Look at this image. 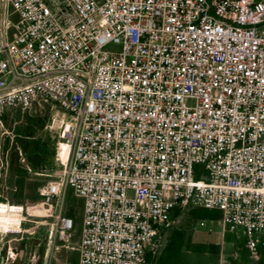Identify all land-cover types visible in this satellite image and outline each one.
Listing matches in <instances>:
<instances>
[{
	"label": "built area",
	"instance_id": "1",
	"mask_svg": "<svg viewBox=\"0 0 264 264\" xmlns=\"http://www.w3.org/2000/svg\"><path fill=\"white\" fill-rule=\"evenodd\" d=\"M40 101L68 113L62 174L39 188L43 264H148L188 206L261 260L264 0H0V116Z\"/></svg>",
	"mask_w": 264,
	"mask_h": 264
},
{
	"label": "rangeland",
	"instance_id": "2",
	"mask_svg": "<svg viewBox=\"0 0 264 264\" xmlns=\"http://www.w3.org/2000/svg\"><path fill=\"white\" fill-rule=\"evenodd\" d=\"M67 118L64 109L48 101L25 109H9L0 116V264H37L40 260L43 264L45 260L52 220L43 215L39 188L48 181L58 180L62 174L63 122ZM26 139L47 144L50 151L35 169L21 151ZM196 169L203 170L199 164ZM197 177L203 178L201 174ZM83 210V200L68 189L64 212L76 222L74 247L81 238ZM219 219L199 220L186 213L174 218L173 228L166 232L181 231L186 245L175 253L164 240L159 253L162 260L155 264H220L222 246L227 264H259L248 254L243 255L242 230L226 232L222 237ZM62 245L59 243L60 248L55 251L57 260L75 261L78 251ZM235 252L239 253L237 258L233 257Z\"/></svg>",
	"mask_w": 264,
	"mask_h": 264
},
{
	"label": "trees",
	"instance_id": "3",
	"mask_svg": "<svg viewBox=\"0 0 264 264\" xmlns=\"http://www.w3.org/2000/svg\"><path fill=\"white\" fill-rule=\"evenodd\" d=\"M21 151L24 154H27L28 160L32 168H37L41 162H43L47 156L49 155L50 151L47 144H42L36 140H28L26 139L22 142ZM183 213H186L190 217L199 220H206V219H219L221 214L217 210H210L205 208H198L193 206H188L185 209L175 208L172 211V217L176 218L181 216ZM66 214V213H65ZM67 215V214H66ZM70 216V215H67ZM72 217V216H70ZM166 232L163 234V240H166V244L170 251L178 253L184 245H186L185 236L181 231L175 230L172 234ZM165 235V237H164ZM244 245V238H242L241 246ZM162 260V253L156 257H149L148 264H155ZM37 264H42L41 260Z\"/></svg>",
	"mask_w": 264,
	"mask_h": 264
},
{
	"label": "crops",
	"instance_id": "4",
	"mask_svg": "<svg viewBox=\"0 0 264 264\" xmlns=\"http://www.w3.org/2000/svg\"><path fill=\"white\" fill-rule=\"evenodd\" d=\"M166 234H168V232H166ZM165 234V235H166ZM165 235H164V237H165ZM221 235H222V237H223V234H222V232H221ZM244 238V237H243ZM80 241V240H79ZM163 242H164V240H162ZM162 242V243H163ZM79 243V242H78ZM221 245V244H219V242H216V245ZM243 247V249H241V250H243L242 251V253H244L243 255H245V254H248L249 255V253H248V251H247V248H246V246H245V241H244V245L242 246ZM71 251H75V250H71ZM78 253V252H77ZM160 253V252H159ZM239 254V253H238ZM159 255V254H158ZM157 255V256H158ZM242 255V256H243ZM77 259H78V254H77V258H76V260L75 261H72V262H76L77 261ZM259 264H264V247H262L261 248V260L258 262Z\"/></svg>",
	"mask_w": 264,
	"mask_h": 264
},
{
	"label": "bare ground",
	"instance_id": "5",
	"mask_svg": "<svg viewBox=\"0 0 264 264\" xmlns=\"http://www.w3.org/2000/svg\"><path fill=\"white\" fill-rule=\"evenodd\" d=\"M67 150H68L67 147H65V153H64L65 154V157L67 155Z\"/></svg>",
	"mask_w": 264,
	"mask_h": 264
}]
</instances>
